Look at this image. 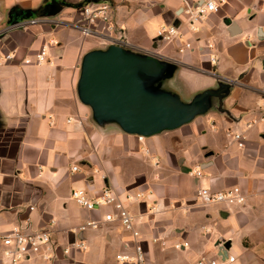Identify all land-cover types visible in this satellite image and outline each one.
<instances>
[{
  "label": "crops",
  "instance_id": "0c3cea01",
  "mask_svg": "<svg viewBox=\"0 0 264 264\" xmlns=\"http://www.w3.org/2000/svg\"><path fill=\"white\" fill-rule=\"evenodd\" d=\"M99 1L0 0V232L54 220L48 264H137L116 259L133 254L136 243L144 250L140 264H196L203 256L264 264V0H215L217 11L193 24L184 0H107L114 30L98 24V33L85 35L75 26L85 22L81 8ZM169 25L177 34L162 39ZM112 43L154 56L160 72L140 75L145 88L184 104L196 100L193 117L141 139L96 118L79 94L82 62ZM228 131L241 132L244 147ZM106 184L134 216L139 238L104 222L108 208L91 211L71 198L74 188L93 197ZM233 186L243 203L206 205L196 195L199 187ZM90 220L99 223L82 227ZM184 241L187 247L174 246Z\"/></svg>",
  "mask_w": 264,
  "mask_h": 264
},
{
  "label": "built area",
  "instance_id": "2783aa9c",
  "mask_svg": "<svg viewBox=\"0 0 264 264\" xmlns=\"http://www.w3.org/2000/svg\"><path fill=\"white\" fill-rule=\"evenodd\" d=\"M185 12L189 17V23L200 19L208 12L217 11L218 7L215 0H195L193 5L184 0ZM85 22L83 24H75V26L85 35H95L98 33V24L101 25V31L106 32L114 30L113 6L107 0H101L97 3H87L81 8ZM39 20L31 19L25 22L16 23L13 26L35 24ZM97 27V28H96ZM177 34V27L173 25L165 26L160 31L159 35L162 39H168ZM52 41L49 42V44ZM45 45L41 47L35 55L37 64L43 62L46 57ZM7 59H11L13 55H7ZM213 59V58H212ZM25 64H30V59L24 60ZM264 109V104H263ZM264 120V116L260 118ZM256 123L252 120L247 124L251 126ZM231 140L237 143L239 147H244L245 136L241 132L228 131L226 134ZM141 139L142 136H139ZM72 171L77 170L76 166L71 168ZM196 176H201V170L195 171ZM143 193H137L136 198H139ZM197 198L203 204H225L236 205L244 202V195L238 186H233L228 189L212 190L210 187H199L197 190ZM71 198L80 206L99 212L102 208H108L103 214L104 222H118L124 230L128 231L132 237L139 238L140 232L136 228L135 218L129 212L127 205L121 199L120 194L110 184L104 185L99 193L93 197L89 196L84 188H74L71 191ZM127 199L131 198L130 194H126ZM54 220H50L49 227L29 229L28 226H15L6 232H0V244L2 246L3 257L6 264H18L25 260L37 259L40 264H48L54 256V244L51 236L50 227L54 224ZM99 222L90 220L85 226H96ZM207 231V230H206ZM154 242L157 240L154 239ZM77 247H82L83 243L73 244ZM176 248L183 249L188 246V242L184 241L174 245ZM69 252L64 249V254ZM227 260L233 262L235 257L228 255ZM116 259L121 262H134L137 264L145 260L144 250L140 243L133 246V254L120 253L116 255ZM196 264H216L215 260H210L206 257H201Z\"/></svg>",
  "mask_w": 264,
  "mask_h": 264
},
{
  "label": "water",
  "instance_id": "95a60500",
  "mask_svg": "<svg viewBox=\"0 0 264 264\" xmlns=\"http://www.w3.org/2000/svg\"><path fill=\"white\" fill-rule=\"evenodd\" d=\"M159 72L154 56L139 57L112 43L105 50L84 56L79 94L92 107L96 118L115 120L128 133L148 136L174 128L196 112V100L184 104L173 95L145 88L140 75L155 76Z\"/></svg>",
  "mask_w": 264,
  "mask_h": 264
}]
</instances>
